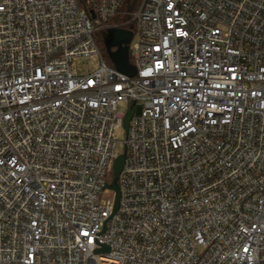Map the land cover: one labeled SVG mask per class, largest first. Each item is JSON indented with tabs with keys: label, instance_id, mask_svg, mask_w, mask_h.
Instances as JSON below:
<instances>
[{
	"label": "built area",
	"instance_id": "obj_1",
	"mask_svg": "<svg viewBox=\"0 0 264 264\" xmlns=\"http://www.w3.org/2000/svg\"><path fill=\"white\" fill-rule=\"evenodd\" d=\"M123 3L0 0V264H264V0Z\"/></svg>",
	"mask_w": 264,
	"mask_h": 264
},
{
	"label": "water",
	"instance_id": "obj_2",
	"mask_svg": "<svg viewBox=\"0 0 264 264\" xmlns=\"http://www.w3.org/2000/svg\"><path fill=\"white\" fill-rule=\"evenodd\" d=\"M109 33L110 35L106 39L107 48L109 51L111 49H115V48L117 49L115 53L111 55L116 56L121 62V67L124 68V71H122L121 69H117V71L123 74L129 75V76H135L136 70L129 63V46L133 39L132 32L127 31V30H122V29H116V30L109 31ZM135 112H136L135 102H132L130 110L128 111L124 119V131H125L126 136L128 135L130 122ZM126 156H127V149L124 150V153L116 161L115 170H114L115 178H114L113 183L110 186H108L110 190L116 193L114 210H113V214L110 219L113 218V216L117 213L119 209L121 193H120V188L118 185V180H119L120 174L123 171L124 164L126 161Z\"/></svg>",
	"mask_w": 264,
	"mask_h": 264
},
{
	"label": "trees",
	"instance_id": "obj_3",
	"mask_svg": "<svg viewBox=\"0 0 264 264\" xmlns=\"http://www.w3.org/2000/svg\"><path fill=\"white\" fill-rule=\"evenodd\" d=\"M143 0H124L123 6L121 8V12L119 16H117L113 22L115 23H125L127 21H130L132 15L139 9L141 3ZM87 0H78V3L80 7L85 8L86 7ZM127 30H132V26H126L124 27ZM110 35L109 32L106 33L105 37L101 40V50L104 53L105 60L109 64L110 67L113 69H121L124 71V68L121 67V62L116 56H112L111 54H114L116 49H111L110 51L107 48L106 39ZM130 65L133 67L131 60L129 59Z\"/></svg>",
	"mask_w": 264,
	"mask_h": 264
},
{
	"label": "rangeland",
	"instance_id": "obj_4",
	"mask_svg": "<svg viewBox=\"0 0 264 264\" xmlns=\"http://www.w3.org/2000/svg\"><path fill=\"white\" fill-rule=\"evenodd\" d=\"M76 66L77 69L83 74L92 73L98 69V60L97 58L81 59L77 62ZM125 109L126 108H123L122 110L124 111ZM125 139H126L125 132L122 131L120 133V142H124Z\"/></svg>",
	"mask_w": 264,
	"mask_h": 264
},
{
	"label": "flooded vegetation",
	"instance_id": "obj_5",
	"mask_svg": "<svg viewBox=\"0 0 264 264\" xmlns=\"http://www.w3.org/2000/svg\"><path fill=\"white\" fill-rule=\"evenodd\" d=\"M116 49V48H115ZM117 50V49H116Z\"/></svg>",
	"mask_w": 264,
	"mask_h": 264
}]
</instances>
